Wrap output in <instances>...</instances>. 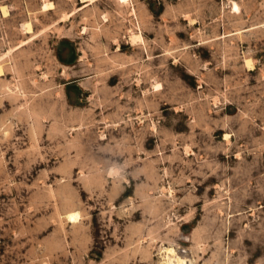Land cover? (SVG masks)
Returning a JSON list of instances; mask_svg holds the SVG:
<instances>
[{"label":"rangeland","instance_id":"rangeland-1","mask_svg":"<svg viewBox=\"0 0 264 264\" xmlns=\"http://www.w3.org/2000/svg\"><path fill=\"white\" fill-rule=\"evenodd\" d=\"M0 264H264V0H0Z\"/></svg>","mask_w":264,"mask_h":264},{"label":"bare ground","instance_id":"bare-ground-1","mask_svg":"<svg viewBox=\"0 0 264 264\" xmlns=\"http://www.w3.org/2000/svg\"><path fill=\"white\" fill-rule=\"evenodd\" d=\"M49 8H50V7H49ZM4 12H5V11H4ZM27 29H28V28H27ZM28 30H29V29H28ZM74 216L76 217L75 213H74V214H73V213H69V214L67 215L68 218H72V217L74 218ZM168 250H169V249H168ZM169 251L172 252V249H170ZM172 253H173V252H172ZM176 261H178V262H181V261H182V262H183V260L179 259L178 257H176Z\"/></svg>","mask_w":264,"mask_h":264}]
</instances>
